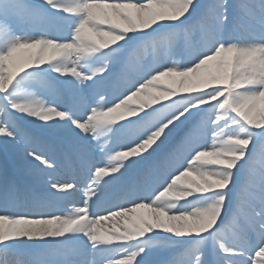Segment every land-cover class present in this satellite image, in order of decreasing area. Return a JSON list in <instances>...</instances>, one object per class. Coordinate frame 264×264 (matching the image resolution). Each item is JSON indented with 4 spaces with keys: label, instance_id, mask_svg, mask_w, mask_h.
Returning <instances> with one entry per match:
<instances>
[{
    "label": "snow or ice",
    "instance_id": "obj_1",
    "mask_svg": "<svg viewBox=\"0 0 264 264\" xmlns=\"http://www.w3.org/2000/svg\"><path fill=\"white\" fill-rule=\"evenodd\" d=\"M262 104L264 0H0V264H264Z\"/></svg>",
    "mask_w": 264,
    "mask_h": 264
},
{
    "label": "bare ground",
    "instance_id": "obj_2",
    "mask_svg": "<svg viewBox=\"0 0 264 264\" xmlns=\"http://www.w3.org/2000/svg\"><path fill=\"white\" fill-rule=\"evenodd\" d=\"M21 52H35V50H21ZM165 81H168L172 78L169 77H165L163 78ZM178 79V78H176ZM71 207V206H70ZM137 215L138 216H148L150 215V210L145 208V209H138L137 210ZM117 221H119L120 223H123V218H110L108 220L102 221L100 225H98L97 230L101 233L104 234L106 233L108 230L112 229L114 225L117 224Z\"/></svg>",
    "mask_w": 264,
    "mask_h": 264
},
{
    "label": "rangeland",
    "instance_id": "obj_3",
    "mask_svg": "<svg viewBox=\"0 0 264 264\" xmlns=\"http://www.w3.org/2000/svg\"><path fill=\"white\" fill-rule=\"evenodd\" d=\"M34 52H19L17 55L20 59H26L27 57H29L30 55H32ZM216 67H215V62H210L208 66H206L205 70L203 71H216ZM261 109L264 110V104H262Z\"/></svg>",
    "mask_w": 264,
    "mask_h": 264
}]
</instances>
